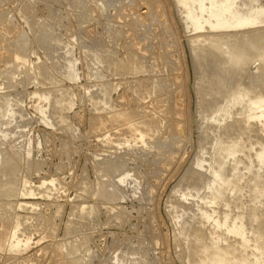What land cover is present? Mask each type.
Segmentation results:
<instances>
[{
	"label": "rangeland",
	"instance_id": "374dc122",
	"mask_svg": "<svg viewBox=\"0 0 264 264\" xmlns=\"http://www.w3.org/2000/svg\"><path fill=\"white\" fill-rule=\"evenodd\" d=\"M237 3L242 10L250 8L248 1ZM254 5L264 11V0ZM184 9L175 0H0V160L12 156L19 164L15 179L36 193L0 197V264H72L61 249L68 243L79 246L77 256L86 264L136 259L195 264L197 231L209 242L217 240L218 248L238 264L252 251L253 264L264 262V197L256 254L240 246L241 236L215 226L227 207L204 206L194 191L184 196L209 181L203 161L216 148V131L228 125L234 137L245 127L236 115L222 126L201 119L199 111L208 100L200 105L199 87L224 79L228 88L249 84L245 88L253 86V96L264 97V86H255L258 77L249 78L257 75L261 61L254 58L247 71L239 69L227 78L225 50L208 43L200 44L207 49L204 62L196 61L194 37L220 32L209 25L188 32ZM260 26L264 29V22ZM251 124L245 139L254 142L256 132L262 133L259 142L264 144V125ZM261 172L264 195V166ZM93 188L117 189L118 199L110 201ZM241 201L246 211L242 223L250 230L251 197L245 194ZM10 203L22 208L11 212ZM202 209L211 213L210 220H204ZM253 234L250 230L245 236ZM22 240L29 241L25 250Z\"/></svg>",
	"mask_w": 264,
	"mask_h": 264
},
{
	"label": "bare ground",
	"instance_id": "6f19581e",
	"mask_svg": "<svg viewBox=\"0 0 264 264\" xmlns=\"http://www.w3.org/2000/svg\"><path fill=\"white\" fill-rule=\"evenodd\" d=\"M175 1L177 2L178 5L185 8L184 10H186L185 11L186 16H183V17H185L184 22L186 24V29L188 30V32L193 31V32L198 33L199 30L205 29L207 27V25H209V27L211 29L220 32V33L210 34L208 37H205V35L194 37L195 39H193L191 42V45H192L191 50L193 51L192 55L196 59V61H203L204 62V60L206 58L205 57V55H206L205 50H207V49L204 50V48H202L200 46L201 43H204V44L208 43L209 45H211L216 50L217 49L220 51L225 50V55L227 57L226 58L227 61L225 62V68L223 70L225 71V77L228 78V77H232L233 73L236 71L238 72L239 69L243 68L242 72L247 71L246 67L249 64L251 65L250 62H252V60L254 58H257L261 61L260 67L257 69V72H258V73H256L257 75L256 76L252 75V73H251V75H249L250 73L247 75H249V78H250V76H251V78L256 77V79L258 77V81H256V80L255 81L259 85L255 84L253 82L256 86V89L260 88L259 86H261V87L264 86V83H263L264 82V63H262V59H261V58H264V57H261V53L264 50V29L261 28V26H260L264 22V13H263L264 11L258 5L257 6L254 5L255 2H258V0H244V1H248L249 5H250V8L245 9V10H242L243 8H241L242 4L238 5V3H237L238 0H175ZM243 6H244V4H243ZM215 9H219V11L216 12V11H214ZM182 12H183V10H182ZM245 13L246 14L249 13V14L246 15ZM1 19H0V21H1ZM1 22L3 23V21H1ZM249 28H252V29L250 30ZM225 30H231L232 32L226 33ZM221 31H223V32H221ZM50 38H51V36H50ZM38 39H40V38H38ZM44 41H45V39H44ZM22 44L25 45V46L23 45V49L27 48L25 43H22ZM17 47H18V45H17ZM212 54L214 55V53H212ZM201 55L205 58H202ZM130 60H132V59H130ZM216 64H218V63H216ZM219 75H221V74H219ZM242 77H244V74ZM247 78H248V76H247ZM247 78L245 81H247ZM217 79H219V78H217ZM223 80H215V81L211 80L212 82L209 81L208 84L206 83L201 88L199 87V94L201 96L200 105H203L204 102H206L208 100L205 108L201 109L200 111L198 110L199 116H201V119L203 118V120H206V121L208 120L210 123H213V124L215 123V124H218L219 126H222L224 123L228 122L229 119H231L233 116L236 115V116L241 117L240 120H242V124L244 123L245 127L244 128L239 127L240 130L233 137V134H231L230 129H229V128H231V126L229 127L228 125L225 124L226 127L224 126L221 129L217 126V128L220 129L217 131L215 130L218 134V137H216L215 139L213 138L214 139L213 143H216V148L214 147V149H212V152L211 153L209 152L210 153L208 155L209 158L205 159L203 161V164L205 163L204 165H206V163H208L206 172L210 175V177H209L210 179L208 178L209 181H207V179H206L207 183L204 184L203 187L201 186V187H199V189L198 188L196 189V187H193L190 189V191L188 193H184V196L185 197L192 196V192L194 191L196 193V197H198L200 201H203L205 204L208 202V205L204 204V206L209 207L210 206L209 204H212L211 206H213V205H217L218 203H220V204L222 203V205H224L225 208L227 207V210L229 209L230 211L229 210H228V212L226 211L225 216L222 215V216H224L222 218V220L213 218V220L215 219L214 220L215 226L216 227L222 226L223 228L226 226L228 232L234 233V234L236 233L239 235V237L241 236V238H242L240 240V246L241 247H246V250L249 248H251V249L253 248L257 254V251L259 252V250L261 248V247H259V241H258V239L261 237L259 235L261 233H263V232L258 233V230H260L258 228V223L261 222V217H260L261 216L260 214H262L261 208L264 207L263 202H262L264 195H263V192H262L261 187H260V183L263 180V173L261 172V169L264 166V144L262 142H259V140H260L259 136L262 133L260 135H258V133L256 132V134H255L256 137L252 138V140H254V142L250 141L251 140L250 137L248 138V140L245 139V136H247V133L249 131V127L252 126L251 123H253V122L255 123L258 121L259 123H261V125L262 124L264 125V97H262L261 95L260 96H255V95L253 96L252 93L254 91H252V93H251L249 90V88L251 86L249 88H245L246 85H249V84H246L244 88H241L242 86L239 85L238 88L232 89V86L229 85L230 88H228L227 82H225ZM229 81H231V80L229 79ZM252 81H254V80L252 79ZM249 82H251V80H249ZM233 83H235V81H233ZM244 83H242L243 86H244ZM233 86L235 87L236 85H233ZM160 91H162V90H160ZM262 95H264V94L262 93ZM55 102H56V100H55ZM1 108H2V105L0 104V111H1ZM172 109H173V107H172ZM2 111H3V109H2ZM8 113H9V115H11V117H12V115L15 114L12 110L10 111V109H8ZM8 113H7V115H8ZM1 117H3V116H1ZM3 121H2V123H3ZM4 123H6V122H4ZM148 127L150 128V126H148ZM255 128H254V130H255ZM262 128H264V127H262ZM2 129H0V130H2ZM150 129H152V128H150ZM129 130L131 131L133 129L130 127ZM136 130L138 131V129H136ZM146 130H147V128H146ZM261 131H263V130H261ZM132 132H136L135 129ZM132 134H134V133H132ZM209 134L207 137L210 138ZM213 134H215V132ZM217 134H216V136H217ZM137 136H139V135H137ZM0 138H2V137L0 136ZM141 138H142V135H141ZM205 140H207V138L204 139V141ZM204 141H202V143H204ZM248 143H249V145H248ZM210 145H212V144H210ZM6 146H7V144H6ZM246 150H249V151L253 150L254 154L252 153L253 155H248L249 153L246 154L247 153ZM243 155L247 156L248 159L246 160L245 157H243ZM17 164L18 163L15 162V160L12 156H9L8 159L3 160L2 162L0 160V197L5 196L7 198L8 197L12 198V197H19V196L20 197L31 196V195L35 196L36 193L34 194L33 191L25 188L26 181H24V182L21 181V184L19 185V183H20V182H18L19 180L15 179L17 177L16 174H17L18 165H19V164L18 165ZM109 168L110 167H108L107 169H109ZM201 168H203V167H201ZM102 170H101V172H102ZM109 170L111 171V169H109ZM106 171L107 170L105 169L103 172L106 173ZM98 172H100V171L98 170ZM109 172H108V175L111 174ZM105 175H106V177H108L107 174H105ZM102 176H103V173H102ZM108 178H107V180H108ZM99 181H100V183H102L101 178ZM104 182H105V180L103 181V183ZM109 183L111 184V182H109ZM98 184H99V182H98ZM98 184L96 186V189L98 187ZM104 185H106V184H104ZM100 186H101V184L99 185V187ZM105 188H107V187H105ZM115 190H117V189H115ZM115 190L114 191L111 190V192L109 191V193H106L107 191L105 192V190L102 189V191L104 192L103 193L101 191V188H99L98 191H96V190L95 191L98 192L99 194L102 192L103 197L105 194L104 198H106V195H107V198L110 201H113V200L118 199L117 194L119 192L117 191V193H115ZM202 190L204 191V193H203L204 195L203 194L200 195V192ZM245 194L249 195L251 197V201H250L251 206H249V210L251 211L250 212L251 217H250V222H248V224L250 223V230L252 231V233H254L253 236H251V237L245 236V234L247 232H250V230H247L248 228L245 229V226H243L244 224L242 223V219L244 220V218L242 216H243V214L245 215L246 211L243 212L244 203H243V201H241V199L245 197ZM94 195H95V193L93 194V196ZM194 197H195V194H194ZM104 201H105V199H104ZM261 202H262L263 207L260 205ZM220 204H219V206H220ZM14 206H15V204L10 203L9 209L11 212H15L16 209L22 208L20 203L16 204V208ZM30 206L31 207L34 206V203ZM90 208L94 209L93 206ZM202 208H203V206H202ZM209 209H211V208H209ZM29 210L34 211V208L32 207V209H29ZM249 210H247V211H249ZM87 211H88V209H87ZM87 211H86V213H87ZM96 212H97V210H96ZM96 212H95V214H96ZM213 212H215V210H213L212 213ZM216 212H217V210H216ZM86 213L84 212L83 215L85 216ZM201 213H203L201 215L205 216L204 220H206V221L210 220V218H211L210 214L211 213L205 211V209L204 210L202 209ZM215 214H218V213H215ZM222 214H224V213H222ZM247 214H248V212H247ZM198 215H199V212H198ZM215 216H217V215H215ZM80 217H82V216H80ZM193 217H194V215H193ZM82 218H80V219H82ZM217 218H218V216H217ZM204 223H205V221H204ZM209 224H211V223H209ZM19 225H20V222L16 220V227H19ZM188 225H189L188 223L185 224V226H188ZM205 225H207V224H205ZM201 227H203V225H201ZM241 228H243L244 230H242ZM10 229H11V227H10ZM240 229H241V231H240ZM262 229H263V226H262ZM69 230H71V229H69ZM198 230H200V229H198ZM216 230H217V228H216ZM16 232H17V230H16ZM8 234H10V233H8ZM13 234H14V232H13ZM206 234L208 235V233H206ZM226 234H227V232H226ZM182 235H184V234H182ZM248 235H249V233H248ZM262 235H264V234H262ZM9 236H11V235H9ZM194 237H195L194 238L195 242L196 241L198 243L201 242V245H199L197 243L196 245H198V246L196 247L194 245L195 248H193V251L194 250L196 251V252L194 251L193 257L195 259H197V262L195 264H238L236 258H233V259H235V261H234L235 263H232L233 259H231V256H230L231 253L224 251L221 248H218L219 246L217 245V242H216L217 240L216 241L210 240V242H209V239L205 240L206 239L205 236L203 237L200 231H197V233L194 235ZM209 237H211V236H209ZM212 237H213V235H212ZM9 239H10V237H9ZM214 239H216V238H214ZM185 240H186V238H185ZM204 240L206 242H204ZM6 241H7V239H6ZM16 242H17V240H16ZM22 242H24V244H23L24 248L23 249L24 250L27 249L29 247V241L22 240ZM192 243H194V242H192ZM189 248L191 249V246H189ZM54 249H55V247H54ZM61 249L65 252V255H67L69 257L68 260L71 259L72 264H86L83 257L77 256V254L81 251H80L79 246H77L76 244L71 245V243H68V244L63 245V247H61ZM19 250H20V248H18V251ZM250 254H251V256L249 258H248V256H246L248 259L247 258H243V259L240 258L242 260L239 263L240 264H253L255 262V257H256V256H254L255 252L252 251ZM259 255H261V254H259ZM145 261H144V259H143V261L142 260L137 261V259H136V260H131L129 263L127 260V263L128 264H142V262H145ZM194 261H196V260H193V262ZM193 262H192V264H193ZM118 263L116 260V264H118ZM120 263H121V261H120ZM263 263H260V264H263ZM256 264H259V263H256Z\"/></svg>",
	"mask_w": 264,
	"mask_h": 264
}]
</instances>
